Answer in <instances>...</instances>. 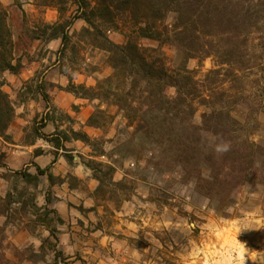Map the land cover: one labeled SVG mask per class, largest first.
<instances>
[{
	"label": "rangeland",
	"instance_id": "1",
	"mask_svg": "<svg viewBox=\"0 0 264 264\" xmlns=\"http://www.w3.org/2000/svg\"><path fill=\"white\" fill-rule=\"evenodd\" d=\"M175 2L95 31L94 1L0 0V264H264V35L221 0L179 36ZM127 36L193 95L123 64Z\"/></svg>",
	"mask_w": 264,
	"mask_h": 264
},
{
	"label": "trees",
	"instance_id": "2",
	"mask_svg": "<svg viewBox=\"0 0 264 264\" xmlns=\"http://www.w3.org/2000/svg\"><path fill=\"white\" fill-rule=\"evenodd\" d=\"M91 1L96 2V6L92 9L91 15H88L87 12H85L83 19L95 31H97V27L93 22L94 18L99 19L104 23L113 24L115 22V9L132 14L134 13V8H136L140 2V0H77L79 9L86 10L87 8H90ZM250 3L251 2H249V0H240V4H237L240 7L238 15L241 16L242 21L244 20L248 22L250 20H254L256 22L255 27L257 31L261 32L264 35V0H257L255 6H258V8L255 13H253V4L250 5ZM175 4L177 5V7H179V9L184 6L189 7L191 10V13L187 17L184 16V13H180V24L179 26H176L174 28L175 30L173 31L179 36L194 31L198 23H203V21H211L212 19H216L220 15L225 16V13H227L229 9H227L226 6L221 5V0H176ZM7 20L8 13L0 3V59H4L5 53L9 52V48L13 46L12 33ZM204 25H207V23H205ZM142 37L153 41H160L162 36L155 28L147 27L145 30H143ZM55 38L56 37H54V39ZM66 39V37H63L64 42L66 41ZM105 39L106 42H109L107 38ZM114 49V51L120 55L121 62L123 64H132L135 67H140L146 74V79H148L149 81L157 80L169 82L170 86L179 89L181 93L182 91H184L182 90L183 88L187 91V94L193 95V90L187 88L189 85L180 87V81H178V78L176 80L167 68H165L164 66H162V68H157V66L153 62L148 61L146 57L142 55L140 46L133 41V38L127 36V44L123 47L114 46ZM2 64L5 71H17V66H14L12 62L3 60ZM252 147H255V145L253 144ZM37 170L39 176H44L48 172V169L42 170L40 167H38ZM28 178L36 180L38 179V177L35 178L30 175L28 176ZM54 233L55 232H51L52 236H54Z\"/></svg>",
	"mask_w": 264,
	"mask_h": 264
}]
</instances>
